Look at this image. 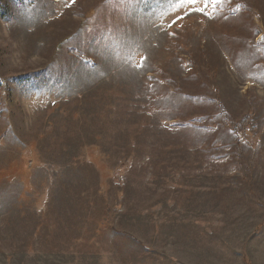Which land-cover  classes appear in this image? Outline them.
I'll return each mask as SVG.
<instances>
[{
    "label": "rangeland",
    "instance_id": "rangeland-1",
    "mask_svg": "<svg viewBox=\"0 0 264 264\" xmlns=\"http://www.w3.org/2000/svg\"><path fill=\"white\" fill-rule=\"evenodd\" d=\"M262 38L264 0H0V264H264Z\"/></svg>",
    "mask_w": 264,
    "mask_h": 264
},
{
    "label": "snow or ice",
    "instance_id": "snow-or-ice-1",
    "mask_svg": "<svg viewBox=\"0 0 264 264\" xmlns=\"http://www.w3.org/2000/svg\"><path fill=\"white\" fill-rule=\"evenodd\" d=\"M73 2H74V0H73ZM106 2H110V0H106ZM188 2L190 4H196V3L200 2V0H188ZM202 2L204 4V7L206 8L209 5L215 6L217 4H220V3L223 2V0H202ZM197 10L203 12L204 8H200V9H197ZM173 23H175V21H173ZM169 26H171V25H169ZM262 39H264V38H262Z\"/></svg>",
    "mask_w": 264,
    "mask_h": 264
},
{
    "label": "trees",
    "instance_id": "trees-1",
    "mask_svg": "<svg viewBox=\"0 0 264 264\" xmlns=\"http://www.w3.org/2000/svg\"><path fill=\"white\" fill-rule=\"evenodd\" d=\"M249 124H250V118H243L242 121L239 123V126L249 125ZM224 125H226V124H224ZM227 129L231 130L232 132H235V126H232V127L227 126Z\"/></svg>",
    "mask_w": 264,
    "mask_h": 264
}]
</instances>
